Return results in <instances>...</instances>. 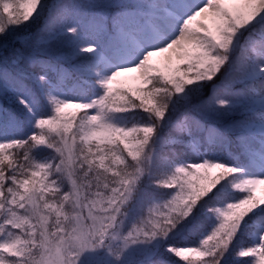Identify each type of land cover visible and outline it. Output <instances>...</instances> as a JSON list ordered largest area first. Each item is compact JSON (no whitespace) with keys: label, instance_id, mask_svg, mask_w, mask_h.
I'll return each instance as SVG.
<instances>
[{"label":"snow or ice","instance_id":"obj_1","mask_svg":"<svg viewBox=\"0 0 264 264\" xmlns=\"http://www.w3.org/2000/svg\"><path fill=\"white\" fill-rule=\"evenodd\" d=\"M262 185L264 0H0V264H264Z\"/></svg>","mask_w":264,"mask_h":264},{"label":"rangeland","instance_id":"obj_2","mask_svg":"<svg viewBox=\"0 0 264 264\" xmlns=\"http://www.w3.org/2000/svg\"><path fill=\"white\" fill-rule=\"evenodd\" d=\"M169 53H161L159 56L153 57V62H158L161 57L168 55ZM138 74L135 72L129 73V76L126 78H120L122 80H125L128 84V86L135 87L138 84V81L134 79L135 76ZM257 195L264 196V190L263 188H258ZM159 247L158 241L154 240L150 244H136L130 247V249L126 253V259L124 261V264H129V260H132L136 256L146 252L149 249H157Z\"/></svg>","mask_w":264,"mask_h":264},{"label":"trees","instance_id":"obj_3","mask_svg":"<svg viewBox=\"0 0 264 264\" xmlns=\"http://www.w3.org/2000/svg\"><path fill=\"white\" fill-rule=\"evenodd\" d=\"M147 213V209H145V214ZM132 215H134V213L132 214ZM130 219H131V216H130ZM136 222H139V217H137L136 218ZM131 221L129 222V227L131 226ZM175 242H177V243H185V240L183 239V238H181V237H177L176 238V241ZM159 248V247H158ZM157 248V249H158ZM162 259L165 261V264H173V258L171 257V255L170 254H165L163 257H162Z\"/></svg>","mask_w":264,"mask_h":264},{"label":"bare ground","instance_id":"obj_4","mask_svg":"<svg viewBox=\"0 0 264 264\" xmlns=\"http://www.w3.org/2000/svg\"><path fill=\"white\" fill-rule=\"evenodd\" d=\"M128 76H129V73H126V74H124L121 78H126V77H128ZM259 188H263V190H264V185L260 186Z\"/></svg>","mask_w":264,"mask_h":264}]
</instances>
